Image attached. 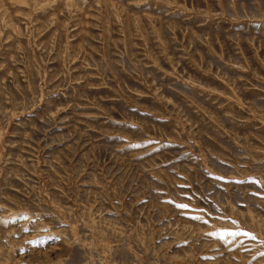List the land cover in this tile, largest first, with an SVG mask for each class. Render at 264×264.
<instances>
[{
    "label": "rangeland",
    "instance_id": "374dc122",
    "mask_svg": "<svg viewBox=\"0 0 264 264\" xmlns=\"http://www.w3.org/2000/svg\"><path fill=\"white\" fill-rule=\"evenodd\" d=\"M0 264H264V0H0Z\"/></svg>",
    "mask_w": 264,
    "mask_h": 264
},
{
    "label": "snow or ice",
    "instance_id": "6c2138e0",
    "mask_svg": "<svg viewBox=\"0 0 264 264\" xmlns=\"http://www.w3.org/2000/svg\"><path fill=\"white\" fill-rule=\"evenodd\" d=\"M180 207H187V205H180ZM230 235H237V233H231Z\"/></svg>",
    "mask_w": 264,
    "mask_h": 264
}]
</instances>
